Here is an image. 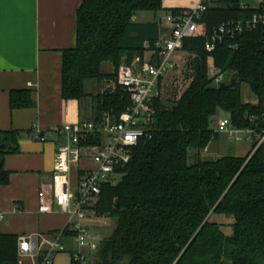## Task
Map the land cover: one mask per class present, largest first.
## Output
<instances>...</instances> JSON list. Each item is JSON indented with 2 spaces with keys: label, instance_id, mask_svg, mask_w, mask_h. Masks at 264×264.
Segmentation results:
<instances>
[{
  "label": "trees",
  "instance_id": "16d2710c",
  "mask_svg": "<svg viewBox=\"0 0 264 264\" xmlns=\"http://www.w3.org/2000/svg\"><path fill=\"white\" fill-rule=\"evenodd\" d=\"M160 11L162 0H84L77 11L75 46L63 52V99L81 103L91 96L87 81L114 78L102 72L104 64L117 69L124 59L154 50L158 26L133 19ZM253 14H264V4L242 9L238 0H221L203 15L197 37L184 41L182 51L194 56L192 81L171 108L156 100L151 139L134 150L123 180L102 189L96 212L114 220L115 227L100 243L96 264H264V148L256 142V151L244 158L199 157L217 138L213 123L219 111L237 130L264 133V28L216 47L214 65L225 83L236 78L233 88L214 85L204 47L218 26ZM243 84L257 104L243 101ZM94 100L91 121L105 113L118 117L129 106L120 89ZM32 106L27 94H11L12 109ZM18 139L16 132L0 131L1 186L9 184L4 159L18 152ZM191 152H196L192 163ZM17 239L1 234L0 264H18Z\"/></svg>",
  "mask_w": 264,
  "mask_h": 264
},
{
  "label": "crops",
  "instance_id": "0c3cea01",
  "mask_svg": "<svg viewBox=\"0 0 264 264\" xmlns=\"http://www.w3.org/2000/svg\"><path fill=\"white\" fill-rule=\"evenodd\" d=\"M83 1L3 0L0 3V131H13L19 137L18 152L4 159V169L10 178L7 186L0 185V214L4 216L2 234L39 236L61 231L66 225L61 228L45 225L42 218L45 215L37 211V194L40 184L51 180L55 155L63 144L62 138L49 135L50 132L66 124L85 121L82 103L62 97L63 52L75 46L77 11ZM238 1L242 9H256L264 4V0ZM201 2L162 0V11L138 13L133 22L156 24L158 42H163L172 32L166 16L173 11L188 12ZM152 52L146 51L144 58L149 59ZM181 52L173 55V62L181 58ZM249 90L243 101L255 105L258 101L253 94L250 96ZM20 92L27 94L34 106L12 109L11 94ZM227 118L229 115L222 111L216 116V119ZM237 132L240 141L218 133L199 157L206 160L244 158L256 151L254 143L264 148V142L259 143L261 134ZM77 173V169L72 168L70 178L73 176L74 182Z\"/></svg>",
  "mask_w": 264,
  "mask_h": 264
},
{
  "label": "built area",
  "instance_id": "2783aa9c",
  "mask_svg": "<svg viewBox=\"0 0 264 264\" xmlns=\"http://www.w3.org/2000/svg\"><path fill=\"white\" fill-rule=\"evenodd\" d=\"M220 1L202 0L188 12L168 14L165 20L172 28L170 37L155 44L149 59L136 57L131 64L119 67L116 89L127 95L129 106L118 117L105 113L98 121H79L50 132L49 135L62 138L63 144L55 155L51 180L40 184L37 211L40 215H53L59 210L68 215V220L65 227L55 233L19 235L18 264H54L56 257L65 253L69 254L70 264H89L90 250L96 242L90 219L96 216L95 207L102 189L116 187L123 180L134 150L141 141L151 139L155 102L162 100L163 82L172 68L173 55L182 51L185 40L197 37L203 15ZM258 28H264V14L221 24L206 38L209 77L216 87L224 82V75L214 65L216 47L226 38L234 39ZM213 127L217 134L241 140L228 118H215ZM262 142L264 133L259 139V143ZM81 161L89 167L81 169ZM72 168L78 172L74 185L70 182ZM3 221L4 216L0 214V236Z\"/></svg>",
  "mask_w": 264,
  "mask_h": 264
},
{
  "label": "rangeland",
  "instance_id": "374dc122",
  "mask_svg": "<svg viewBox=\"0 0 264 264\" xmlns=\"http://www.w3.org/2000/svg\"><path fill=\"white\" fill-rule=\"evenodd\" d=\"M181 53L183 55L181 56L180 59H178L176 63L173 62L172 68L170 69L169 73L167 74V77L164 79V82H163L164 86H163L162 102H163L164 107L166 108H171V106L175 104L177 100H179L181 95L187 89V86L190 85L191 82H189V80L192 79L194 75V69H193L194 56H191L190 54L184 51H182ZM133 60H131L130 62H127L126 59H124L121 65L126 62H127L126 64L129 65L132 63ZM119 67L116 69L111 64H104L102 66V72L106 74H112V75L114 74L115 75L114 78L106 79L101 82L97 80H91V81L86 82V91L91 96L81 102L82 110L85 112L82 116L85 117V121H90L94 116V109L96 107V101L94 100V98H96L98 95L105 94L106 92L115 93L118 90L116 89V79H117V72H118ZM207 68H208V75H209L208 63H207ZM246 90H249V87L246 84H243L241 86V91L243 92V95H242L243 100H246V95H245ZM248 92L251 96L252 93L250 92V90ZM228 136L231 139L238 141L236 139V136H234L233 138L230 135ZM241 136L244 137V135H241ZM206 148L203 151H201L200 154L202 152H206L207 151ZM195 155H196V152L190 153V159H189L190 163L194 161ZM88 167L89 166L86 162L81 161L80 163L81 169H86ZM71 177L72 178H70V182L72 185H74L75 178L73 176ZM42 218L44 219V223L46 226L54 227V228H61L64 224H66L68 220V215L61 213L59 212V210H57L55 214L45 215V216H42ZM216 218L217 217L215 216L212 217V221H215ZM90 224H91V229L94 232L96 242L90 250L89 264H96L97 251H98L99 245L105 238L110 236V234L112 233L115 227V221L110 219L107 215H101L96 212V216L90 219ZM55 232H58V231L56 230L53 231V233ZM225 232L227 235L231 234V231L229 230H225ZM68 258H69L68 253L62 254L60 257L56 258L55 264H68Z\"/></svg>",
  "mask_w": 264,
  "mask_h": 264
},
{
  "label": "water",
  "instance_id": "95a60500",
  "mask_svg": "<svg viewBox=\"0 0 264 264\" xmlns=\"http://www.w3.org/2000/svg\"><path fill=\"white\" fill-rule=\"evenodd\" d=\"M236 78L235 77H233L232 79H231V82L229 83V84H227V83H225V82H223V83H221L220 85H219V89L220 90H226V89H229V88H233L234 86H235V84H236Z\"/></svg>",
  "mask_w": 264,
  "mask_h": 264
},
{
  "label": "snow or ice",
  "instance_id": "6c2138e0",
  "mask_svg": "<svg viewBox=\"0 0 264 264\" xmlns=\"http://www.w3.org/2000/svg\"><path fill=\"white\" fill-rule=\"evenodd\" d=\"M3 0H0V3H2ZM0 26H2V17H0Z\"/></svg>",
  "mask_w": 264,
  "mask_h": 264
}]
</instances>
